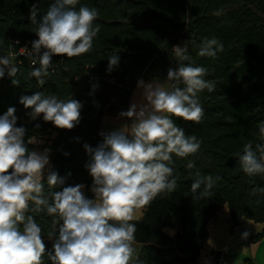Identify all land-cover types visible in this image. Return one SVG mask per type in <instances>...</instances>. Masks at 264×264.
I'll return each mask as SVG.
<instances>
[{
  "label": "trees",
  "instance_id": "1",
  "mask_svg": "<svg viewBox=\"0 0 264 264\" xmlns=\"http://www.w3.org/2000/svg\"><path fill=\"white\" fill-rule=\"evenodd\" d=\"M53 2L0 0V56L12 53L13 63L20 68L15 77H9L6 70L0 79V115L9 107L16 108L17 126L24 124L28 129L25 143L29 151L38 146L29 143L30 139L43 140L39 148L51 150L52 169L61 177L71 173L63 186L84 184L85 196L93 198L89 190L92 179L84 167L89 157L83 145L96 147L102 142V116L127 111L138 80L167 79V70L180 63L173 48L180 40L191 57L183 63L206 67L205 79L215 84V91L199 93L205 113L199 124L173 118L186 135H195L202 143L193 156L173 155L176 189L159 195L132 221L140 248L131 264H202L198 257L208 237L206 224L224 207L233 225L242 217L264 222V194H251L254 187H264V176L247 177L238 160L245 143L251 141L255 146L264 142L259 131L264 124V0H79L77 10L81 6L99 10L94 24L101 28L93 48L70 59L54 56L49 69L53 74L41 87L29 76L31 58L21 55L20 48L31 49V41L37 39L34 29ZM33 4H37V24L29 19ZM205 37L218 38L223 51L215 57L199 56ZM17 40L19 44L14 43ZM114 54L119 56V63L108 72L107 59ZM12 79L19 80L20 85L13 86ZM94 84L97 88L93 91ZM36 91L80 101V123L72 130H60L42 118L27 122L19 98ZM36 123L41 125L39 129L34 128ZM189 160L195 162V168L186 167ZM197 170L222 178L211 189L213 197L192 200V174ZM44 183L45 194L61 190L49 189L46 180ZM32 207L30 202L25 215H32L40 224L50 250L48 233L53 229V217L46 212L35 213ZM220 253L210 250L211 264H218ZM45 264H50L46 256ZM244 264H250V259H244Z\"/></svg>",
  "mask_w": 264,
  "mask_h": 264
},
{
  "label": "clouds",
  "instance_id": "2",
  "mask_svg": "<svg viewBox=\"0 0 264 264\" xmlns=\"http://www.w3.org/2000/svg\"><path fill=\"white\" fill-rule=\"evenodd\" d=\"M78 2L54 0L34 29L37 39L31 41V49L20 48L21 55L31 58L29 76L36 78L41 87L45 78L53 74L49 69L54 56L70 59L93 48L101 28L94 24L99 10L87 6L77 10ZM36 9L37 4L30 9L33 24H37ZM173 48L180 61L175 69L167 70V80L173 83L165 88L162 83L138 80L139 100L118 114V118L130 119L131 124L100 132L102 142L96 147L83 145L89 157L84 167L92 179L91 199L84 194V184L63 186L71 173L61 177L52 169L50 149L29 151L25 143L28 129L24 124L17 126L15 107L0 115V264H45V256L50 264H131L137 231L132 221L137 212L146 210L162 193L176 189L173 155L193 156L202 143L195 135H186L173 118L199 124L205 114L199 93L205 89L215 91V84L205 79L206 67L183 63L191 61L187 46ZM221 51L223 44L218 38L205 37L198 55L215 57ZM14 59L12 53L0 56V79L6 70L9 77L20 71ZM107 60V71L111 72L118 65L119 56L114 54ZM12 85L18 87L20 81L12 79ZM96 88L92 85L93 91ZM19 103L26 110L27 122L42 118L60 130H72L80 123L83 105L73 98L63 100L55 94L36 91L21 96ZM40 127L39 123L34 124V128ZM259 131L264 141V124ZM238 160L247 177L264 176V142L255 146L251 141L245 143ZM186 167L195 168V162L189 160ZM192 175V200L213 197L211 189L222 178L203 175L199 170ZM45 180L49 189L61 190L45 194ZM258 193L264 194V187L251 191L252 195ZM30 202L31 211L53 217V229L48 233L50 250L40 224L32 215H25ZM248 236L245 231L241 239Z\"/></svg>",
  "mask_w": 264,
  "mask_h": 264
},
{
  "label": "rangeland",
  "instance_id": "3",
  "mask_svg": "<svg viewBox=\"0 0 264 264\" xmlns=\"http://www.w3.org/2000/svg\"><path fill=\"white\" fill-rule=\"evenodd\" d=\"M184 44L185 43L182 40H180L178 46H183ZM153 80H156V81H153ZM158 80H163V82L162 81H158ZM158 80H157V78H154V79H149V80H147L145 82L146 83L147 82H152L154 84H155V82L156 83H162L165 88H168L169 87V85H170L169 84V80H167L165 78H160ZM138 92H139L138 89L135 90V92H134L135 93V96H132L131 97V100L129 99L130 101H128V108H129L130 103H132L134 100H137L138 101V99L135 98V97H137ZM134 93H133V95H134ZM104 115H108V114H104ZM130 124H131V120L128 119V118H118V116H115V115L109 116V117L107 116V118L106 117L104 118L101 132L102 131L103 132H109V131H112V130H117V129L121 128L122 126L130 125ZM35 143L38 145L35 150H37V151H43L42 148H39V146H43V140H41V139L40 140L39 139L38 140H35ZM140 215H141V210H139L137 212L136 218H139ZM219 215H220V217H218V219L215 220V222H217V221L219 222L218 223L219 225L217 226V224L215 223L214 226H217V228H215L213 226V229H215V232L216 233H214V234L211 233V236L209 237V240H211V242H212L211 244L209 242V246L210 247L225 246L224 245L225 242H227V241H233V240H236V239L240 238L241 237V234L243 232H245V231H248L249 232V236L248 237L253 236V239H256V238H254V236L257 233L261 232L260 229L262 227L260 228V226H263L264 225V222L253 221L251 219H247V218L242 217L240 219V223L242 222V220H246L247 219V220H250L252 224H245L247 227H244V228L239 229V231L236 233V231L235 232H232L233 231L232 228L233 227L236 228L239 225V223L233 225V221L231 220L230 215L228 213V210L225 207L221 210V212L219 213ZM210 225H212V224L210 223ZM256 225L257 226L259 225V230L260 231H258L256 229ZM222 231H223V235L225 237L226 236H230V237L229 238H223V237H221V232ZM262 236L263 235H261L256 240H261V241L263 240L262 243H264V237H263V239H260ZM133 247L135 249V252H134V255H133V260H134V258L136 257V255L138 253V250L140 248V243L134 242ZM206 249L207 248L201 250V253H200L199 257H198V260L202 264H211V262H212V259H211L212 258V255L210 254V251L209 250L207 251ZM215 250H217V249H215ZM244 257H248V255L247 256H242L241 259H240V261H242ZM256 261L258 262V264H264V247L258 248L256 250Z\"/></svg>",
  "mask_w": 264,
  "mask_h": 264
},
{
  "label": "crops",
  "instance_id": "4",
  "mask_svg": "<svg viewBox=\"0 0 264 264\" xmlns=\"http://www.w3.org/2000/svg\"><path fill=\"white\" fill-rule=\"evenodd\" d=\"M154 78H157V80L160 79L159 77H153V78H150V79H154ZM147 80H149V79H147ZM147 80H144V81H147ZM153 81H156V80H153ZM158 81H162L163 82V80H158ZM135 90H137V85L131 91L130 98H129L130 100H131L132 96H135V93H134ZM133 93H134V95H133ZM138 94H139V92H138ZM135 98L139 99V95H137V97H135ZM107 116L109 117V116H113V115L108 114V115H103L102 116V118L100 120V125H99V130L100 131L102 130V124H103L104 118L105 117L107 118ZM221 210L215 216L210 218L209 221L206 224L208 237H207V240L204 243V246H203L202 249L207 248L206 249L207 251L208 250L210 251L211 249H217L222 254H224L225 258L229 261L230 264H244V259H246V258L250 259V264H258V262L256 261V250L258 248L264 247V243H262L263 240L261 241V240L253 239V236H250L247 239H241V237H240V238H238L236 240H233V241H227L224 244L225 246H218V247H210L209 246V242H208L209 241V237L211 236V233H213V234L216 233L215 229H213V226H214L215 223L217 224V226L219 225L218 224L219 222L218 221L215 222V220H217L218 217H220L219 213L221 212ZM210 223L212 225H210ZM238 223H239V225L236 228H234V227L232 228L233 229L232 232L236 231V233H237L239 231V229L247 227L245 224H252L251 221L247 220V219L246 220H242L241 223H240V220H239ZM217 226H214V227L217 228ZM260 228H261L260 230L263 231V234H262L263 236L260 239H263V237H264V225L260 226ZM256 229L258 231H260L259 230V225L258 226L256 225ZM221 237L229 238L230 236H226L225 237L223 235V231H222L221 232ZM247 255H248V257H244L243 260L240 261L242 256H247Z\"/></svg>",
  "mask_w": 264,
  "mask_h": 264
},
{
  "label": "built area",
  "instance_id": "5",
  "mask_svg": "<svg viewBox=\"0 0 264 264\" xmlns=\"http://www.w3.org/2000/svg\"><path fill=\"white\" fill-rule=\"evenodd\" d=\"M218 264H230L229 261L225 258L224 254L220 253L218 255Z\"/></svg>",
  "mask_w": 264,
  "mask_h": 264
},
{
  "label": "bare ground",
  "instance_id": "6",
  "mask_svg": "<svg viewBox=\"0 0 264 264\" xmlns=\"http://www.w3.org/2000/svg\"><path fill=\"white\" fill-rule=\"evenodd\" d=\"M156 83V82H155ZM139 95V94H138ZM139 100V99H138Z\"/></svg>",
  "mask_w": 264,
  "mask_h": 264
}]
</instances>
